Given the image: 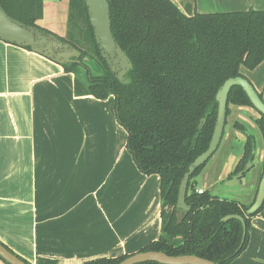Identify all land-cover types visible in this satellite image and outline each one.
I'll return each instance as SVG.
<instances>
[{
    "label": "crops",
    "instance_id": "1",
    "mask_svg": "<svg viewBox=\"0 0 264 264\" xmlns=\"http://www.w3.org/2000/svg\"><path fill=\"white\" fill-rule=\"evenodd\" d=\"M170 1L186 17L264 11V0ZM240 74L264 93V60ZM73 82L59 64L0 41V243L27 264L113 259L160 235L159 177L143 175L126 151L113 98L75 96ZM248 108L234 107L243 116ZM229 128L196 188L230 179L245 137ZM255 151L238 185L246 198L263 144ZM250 220L248 244L231 264H264V209Z\"/></svg>",
    "mask_w": 264,
    "mask_h": 264
},
{
    "label": "trees",
    "instance_id": "2",
    "mask_svg": "<svg viewBox=\"0 0 264 264\" xmlns=\"http://www.w3.org/2000/svg\"><path fill=\"white\" fill-rule=\"evenodd\" d=\"M106 1L111 33L131 63L124 81L117 80L101 58L83 0H68L71 42L66 41L82 53V58L80 64H66L62 68L74 75L75 96H93L98 100L114 97L115 119L127 137L126 151L143 175L159 177L160 235L140 252L190 255L215 264H231L246 248L250 219L264 209V204L257 213L246 216L251 204L242 205L208 191L198 194L193 181L208 160L188 181L185 204L190 210L178 224V187L190 164L211 141L219 88L228 78H243L241 68L254 70L264 60V11L186 17L170 0ZM0 3L12 19L40 28L36 23L42 17V0H0ZM76 37L88 44L90 54ZM83 58L93 63L94 72L83 63ZM80 69L84 70L83 78ZM258 95L264 101V93ZM227 101L226 118L230 106L252 108L238 86L232 87ZM258 117L253 122L262 135L264 148V117ZM202 119L206 121L198 130ZM232 128L244 135L246 141L242 158L230 178L244 170L255 156V136L249 127L235 121ZM260 168L258 182L264 174V159ZM232 215L245 221L243 241L240 221H221ZM126 258L124 255L101 258L84 264H118Z\"/></svg>",
    "mask_w": 264,
    "mask_h": 264
},
{
    "label": "water",
    "instance_id": "3",
    "mask_svg": "<svg viewBox=\"0 0 264 264\" xmlns=\"http://www.w3.org/2000/svg\"><path fill=\"white\" fill-rule=\"evenodd\" d=\"M87 9V17L92 28L95 43L97 45L100 56L105 62L107 68L120 82L124 81L125 74L131 70V63L124 52L121 51L119 45L116 43L114 36L111 33V19L109 18V4L106 0H83ZM0 41L16 46L19 48H29V51L43 56L50 61L65 65L74 63L78 58L81 57V53L72 48L70 45L60 41L57 36L46 33L45 31L26 26L23 23L9 17L1 7L0 3ZM84 64L89 61L87 58L82 59ZM90 62V61H89ZM83 72L84 70L80 69ZM73 75V74H72ZM74 76V75H73ZM238 86L247 96L248 100L252 105V108L257 114L264 117V101L259 98L258 93L255 91L251 83L241 77L228 78L223 85L219 88L215 95V101L217 102L216 110V122L213 128L212 138L207 149L190 164L188 172L184 174L183 178L179 183V190L177 196V207H176V220L178 224L183 217L189 212L190 207L185 204V197L187 193V184L190 177L194 174L196 169L208 162L213 155L216 153L224 135V128L227 122L226 110H227V97L232 87ZM205 119H202L197 127L198 130L202 128L205 123ZM250 131V130H249ZM240 133V132H239ZM253 134L252 131H250ZM241 134V133H240ZM242 135V134H241ZM254 135V134H253ZM244 136V135H243ZM255 136V135H254ZM245 137V136H244ZM246 141V137H245ZM245 145V142H244ZM242 148V155L243 149ZM256 136H255V149H254V160L248 162L244 166V170L233 175L228 181H223L221 184L231 189V187H238L240 181L244 179L248 173L254 167L256 159ZM242 155L232 167V171L239 163ZM231 171V172H232ZM212 195V194H211ZM227 199V198H226ZM231 200V199H229ZM238 202V201H237ZM264 202V174L258 182V190L255 198L251 202L249 209L246 210L245 215H253L257 213ZM161 209V206H160ZM160 216V214H159ZM236 219L241 222L242 225V241L244 240L246 225L242 217L238 215L225 216L221 219L223 222ZM0 259L6 264H26L24 261L19 259L15 254L9 251L5 246L0 243ZM215 264L209 260L201 257L181 255L179 257L168 256L165 253L157 251L147 252H136L127 256L126 259L122 260L118 264ZM217 264V263H216Z\"/></svg>",
    "mask_w": 264,
    "mask_h": 264
},
{
    "label": "rangeland",
    "instance_id": "4",
    "mask_svg": "<svg viewBox=\"0 0 264 264\" xmlns=\"http://www.w3.org/2000/svg\"><path fill=\"white\" fill-rule=\"evenodd\" d=\"M42 2H43L42 17L38 19L36 24L40 28L48 31L49 33L55 36L56 35L60 36L65 41L71 42L70 40L71 36H69V26H68V20H69L68 19V10H69L68 0H42ZM76 39L79 41V45H81L83 49L86 50L88 54H90L88 44H84L79 37H76ZM86 65L90 69L93 67V63L89 61H87ZM80 78H83V72L81 73ZM234 107L235 106H230V109H229L230 113H229V116H227V123L224 128V133H225V130L226 131L227 129L229 130L230 129L229 127L232 126L231 123L233 119H240L239 121L246 124L250 128L249 130L252 131L253 134L256 136L257 146L260 147V145L263 144V138H262V135L255 128L254 123H253V118L258 117L257 113L252 108H248V111L250 112V116L248 114H246V116H243L242 113L240 112L236 113V109H234ZM261 164L259 165V168L261 167ZM260 173H261V168L259 169V172L257 173V176H256V180L254 183L255 187L251 193H248V195L250 194L248 198H246L247 191L237 186L231 187L232 189H229L226 186H223L221 184H216L214 186H211L210 193L213 196L215 195L219 198L233 199V200L239 201L240 203H246L245 200L252 199V196L256 192ZM197 189H203L205 191L204 188L197 187L196 190ZM227 191H231V192H227ZM129 254L130 253H126L124 254V256H128Z\"/></svg>",
    "mask_w": 264,
    "mask_h": 264
},
{
    "label": "flooded vegetation",
    "instance_id": "5",
    "mask_svg": "<svg viewBox=\"0 0 264 264\" xmlns=\"http://www.w3.org/2000/svg\"><path fill=\"white\" fill-rule=\"evenodd\" d=\"M39 29H41V28H39ZM41 30H43V31H45L46 32V30H44V29H41ZM48 32V31H47ZM46 32V33H47ZM49 34H51V33H49ZM53 35V34H52ZM55 36V35H54ZM57 36V35H56ZM59 39H60V41H62V42H64V43H66V44H68V45H70L68 42H66L64 39L62 40V38L60 37V36H57ZM71 46V45H70ZM72 47V46H71ZM72 48H75V47H72ZM77 50V49H76ZM80 52V51H79ZM82 54V53H81ZM80 58H82V55H81V57ZM80 58H78L74 63H70V64H67V65H77V64H80L79 62H80ZM66 65V64H65ZM61 67H62V65H60ZM63 69V68H62ZM93 72H94V70H93ZM112 98H113V103H114V97L113 96H111ZM114 107H115V103H114ZM250 108V107H249ZM254 110V109H253ZM114 111H115V108H114ZM255 111V110H254ZM256 112V111H255ZM257 113V112H256ZM114 114H115V112H114ZM257 115H259V114H257ZM254 118H259V117H254ZM254 123V122H253ZM254 126H255V124H254ZM255 128H256V126H255ZM250 129V128H249ZM257 129V128H256ZM254 130V129H253ZM264 149V148H263ZM264 159V158H263ZM211 160V159H210ZM207 165V164H206ZM205 165V166H206ZM200 175V174H199ZM198 175V176H199ZM232 177V176H231ZM230 178V177H229ZM196 179V178H195ZM194 179V180H195ZM194 182V181H193ZM216 184H219L218 182H216V179L214 180V182L212 183V184H210L208 187L209 188H211V186H214V185H216ZM221 184V183H220ZM222 185V184H221ZM257 190H258V183H257V189H256V192L254 193V195L252 196V201H253V199L255 198V195H256V193H257ZM208 192H210V189L209 190H207ZM186 194H188V189H187V193ZM211 194V193H210Z\"/></svg>",
    "mask_w": 264,
    "mask_h": 264
},
{
    "label": "built area",
    "instance_id": "6",
    "mask_svg": "<svg viewBox=\"0 0 264 264\" xmlns=\"http://www.w3.org/2000/svg\"><path fill=\"white\" fill-rule=\"evenodd\" d=\"M196 192H197L198 194H201L202 192H204V190H203V189H197Z\"/></svg>",
    "mask_w": 264,
    "mask_h": 264
}]
</instances>
